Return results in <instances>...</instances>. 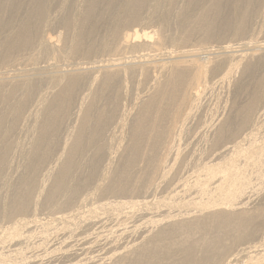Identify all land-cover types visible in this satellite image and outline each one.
Segmentation results:
<instances>
[{
    "label": "bare ground",
    "instance_id": "6f19581e",
    "mask_svg": "<svg viewBox=\"0 0 264 264\" xmlns=\"http://www.w3.org/2000/svg\"><path fill=\"white\" fill-rule=\"evenodd\" d=\"M115 1L0 0V36L1 40H7L0 62L12 61L4 53L16 48L26 50L33 44L29 48L35 51L28 57L32 65L21 69L26 76H8L0 69V178L27 168L29 176L51 175L55 169L72 173L79 160L91 159L94 170L103 173L119 169L144 172L142 184L146 186L135 201L88 200L86 195L83 199L76 198L78 205L73 207L74 196L57 204L61 209L42 216L36 213V207L45 206L40 201L44 185L32 184V191L21 203L27 215L0 231V264H12L4 257L10 255L20 256L25 264H116L136 250L152 228L177 216L187 220V216L193 215L185 211L166 213L163 218L154 215L149 210L148 198L158 187H148V181H156L157 186L161 180L172 187L156 204L168 205L166 199L177 197L198 213L212 208L236 213L254 197L246 193L250 182L244 166H259L264 161V38L238 48L224 44L218 51L216 47L214 50L196 47L173 54L162 46V39L151 38L153 30L144 29L119 33L116 39L110 34L109 39L92 45L91 30L83 26L84 22L94 20L101 2L107 6ZM135 1L140 7L147 6L145 18L149 23L158 24L170 14L167 5L173 0H124L121 4L123 8H131ZM259 1L264 3V0L255 3ZM50 5L59 7L63 13L62 25L74 26L71 37L67 35L69 32H59L55 37L38 32L41 35L31 40L30 24L22 28L27 10L41 19L48 15L45 10ZM240 25H234L233 32L242 30ZM263 27L262 24L260 30ZM85 33L89 41L85 42L84 52L112 48L114 57L71 62L65 67L49 61L55 59L50 55L64 49L82 53L78 46L85 44ZM138 48L140 52L146 51L139 54ZM121 51L131 54L126 56ZM15 58L12 64L16 68L21 64ZM38 59L42 61L35 62ZM23 63L26 66V61ZM43 84L49 88L43 94L40 92L28 108L32 89ZM68 122L72 124L70 131L65 129ZM18 134L24 136L25 142L10 141L11 136ZM53 142L58 145L55 148L58 155L50 165L45 158L54 153L50 152ZM11 152L22 157L20 165L9 159ZM188 165L200 166L202 170L195 172L191 185L186 183L193 174ZM173 166L183 176L165 179ZM201 195L207 199L203 200ZM260 241H256L258 245L225 250L216 264H264V234Z\"/></svg>",
    "mask_w": 264,
    "mask_h": 264
},
{
    "label": "rangeland",
    "instance_id": "374dc122",
    "mask_svg": "<svg viewBox=\"0 0 264 264\" xmlns=\"http://www.w3.org/2000/svg\"><path fill=\"white\" fill-rule=\"evenodd\" d=\"M250 1L249 0H244V1L243 0H189V1L173 0L172 4L167 5L168 7L167 9H170L171 11V12L169 11L170 14L164 17L163 23L161 22L158 24L153 22L149 23L148 19L145 18L146 15L145 13L147 12L146 9L147 6L143 5V7L142 6L140 7L139 4H136V1L133 2L135 4L132 5L131 8L122 7L121 3H123L124 0H116L115 2H113V5H111L112 3L110 4L111 6L110 5L106 6V3L101 2L102 4L99 8V13L95 14L93 18L94 20L88 21L89 23L84 22L85 24L83 23L84 25L83 24L82 25L86 26L87 29L91 30V32H89V39L93 40L92 45L98 44L101 40L109 39L111 37L110 34H112V36L114 34V39H116L119 33L120 34L126 32L133 33L135 30L141 31L144 29H149L154 31L153 35H151L152 36L151 38H153V40L162 39L163 40L162 46L166 48V50L173 52V54L182 53V51L196 47H199L200 49L206 47L208 49H213V50L216 47L217 49L215 48V50L218 51L220 50L219 49L220 47L224 46V44L227 46L233 45L235 48H238L237 47L238 45L240 46L244 43L247 44L248 42H252L255 39L258 38L261 39V37L264 38V27L260 30L262 24L264 25V12H263L264 8L262 9L264 3H262V1H259L258 3H255V0H250ZM184 4H186V6ZM101 7H103L104 10ZM238 8L239 10H237ZM47 9L48 10H45V12L48 15L45 14L47 16H44L41 19L35 17L34 13H32L33 11H30V9L27 10L26 12L27 15L26 17H24V21L26 22L23 23L22 28L25 29V25L29 26L30 24L31 40L35 41L42 33L45 35H50L55 37L56 34H58L59 32H61V34L64 33L66 34L69 32L70 34L68 33L67 35L71 37V32L72 29H74V26L70 25L68 27H65L64 25H62L60 19H62L64 16H62L63 14L62 12H59V7L56 6L53 7V5H50ZM251 9H253L254 12L251 11L249 12V10ZM173 10L176 11L177 13L176 15H175V11ZM244 12H246V15L247 14L248 15L246 16ZM12 16H13L12 19L14 20L15 15ZM183 17H185V19H183ZM45 18L47 21L45 20ZM142 18L145 20H143ZM245 18L247 19V21ZM260 21L262 24L260 23ZM234 25L237 26L240 25L241 26L240 28H242V30L233 32L232 29ZM252 26L254 29L252 28ZM15 28L22 30V28H19L18 26H15ZM38 32L41 34L39 35ZM1 34H4V32H1ZM85 37H86V33L83 35L84 43L86 41H89ZM170 38H172V40ZM1 39L2 37L0 36V48H1L0 54L1 52L4 51L5 44L7 42V40H1ZM28 40H30V37ZM32 45L27 46L26 50H20V49L17 50L16 48L10 53L7 52L8 55L7 53H4V56L6 55L8 60L11 59L13 61V58L16 57L17 58V59L15 58L16 61L19 60V63L21 65H16L15 68L13 65L14 63L12 64V61L6 62L5 64L0 62V69L7 72L8 76H13V75H16L18 77L21 75L26 76L27 75L26 72L21 71V69H28V67L32 65L31 63L33 61L31 62L30 60L31 58L30 59L28 58L35 52L33 51L32 47H31L32 51L29 48ZM86 46H87L86 43L83 45H79L78 49L82 48L83 52L80 49L79 51H81L82 53L77 51L76 54L75 52L69 49L68 52L67 49H64L60 53H56L53 56L50 55L55 59L50 58L49 61H51V63L53 64L54 63L58 64L60 67H65L71 62L73 63L93 62L101 58H107L112 56L114 57L115 55V52L112 48L108 51L106 49L104 51L100 50V52L98 51L94 53L93 52L86 53L84 52ZM7 49L8 47H6V50ZM144 51L140 52V48H138L139 54ZM123 53L126 56H129L131 54L128 53V51H121V54ZM40 59L35 60V62L42 61ZM53 60H55L56 62H54ZM24 61H26L25 63L26 66H22V64H24L23 63ZM127 83L128 85H130L129 82ZM37 88H40V90ZM48 88H49L48 84H43L41 87L38 86L34 90L32 89L31 93L33 94H31V97L33 100L31 99V101L28 103L29 104L28 108L31 105V103L35 101V98L40 94V92H42L41 94H43V92ZM70 111L73 112V109L72 110L70 109ZM71 128H72V124L68 122L65 129H69L70 131ZM23 137H24L23 135L20 136L19 134L15 136L13 135L10 137V141L15 142L17 140V142L19 143L25 142L23 141L24 140ZM55 143L56 142L52 143L53 148L51 147L50 150V152L52 151L54 153L51 156L48 155V157L45 158L47 160V163L50 165L52 164L50 162H52V160L56 157V155H58V150L55 152V148H57L58 145H56ZM11 153L14 154V152ZM13 154H10L9 155L10 158L9 157L8 158L11 159L13 162L15 161L16 162V163L14 162L15 165L16 164L20 165V163L23 160L22 157L19 156L17 153H15L14 155ZM62 156H65V154H63ZM90 160L91 159H89V161L79 160L80 163L78 164V167L72 173L64 174L61 173L59 170L56 171L55 169L53 171V174L51 175L47 174L46 176L45 175L29 176V174H26L28 173V169H29L27 168L23 172L20 170L18 171V173L22 174L21 176L18 175V173H16V175H12L11 177H4L5 179L3 177H2L3 179L0 178V181L1 182L3 181L2 183L0 182V231L2 232L3 229L6 228V226L8 227L18 222L19 218L25 217L27 215V211L26 209H23L21 203L25 202V199L27 198V196L32 191V188L34 187L32 186V184H36V183L37 185H39V187L42 182L44 185V190L42 189L43 192L40 196V201L44 203L45 206H41L38 204L36 207V213L39 215L41 214L42 216H46L47 214H50L54 211L61 209L60 205L57 204H61V202L65 201L66 199H70L71 197L74 196L75 199L71 200V202L74 203L72 205L73 207H76L78 205L77 199H81V198L83 199L85 198L86 195H87L86 198H88V200L91 199L105 200V199L122 198L125 200L131 199L135 201L136 199L140 198V196L143 193L144 187H146L143 186L142 184L143 178L145 176L144 172L133 173L130 169H119V170H104L105 172L103 173L102 171L94 170ZM263 162L259 166H255L253 164L244 166V170H245L244 173L250 182V184L246 189V193L248 192L249 195L254 197L251 199V202L247 204V206L245 205L243 210H238L236 211V213L235 211H229V210L218 211L216 210V208H212L209 209L208 211H202V213H198L195 207L193 208L192 206L185 204L182 200H180V198L177 197H175L174 200L166 199L168 205L165 203L156 204V200L157 202L162 200V198H164V196H166L169 193L172 187L171 185H167L166 183H163V181L161 180L160 181L158 180L157 184L159 185L157 186L155 185L156 181H150V182L148 181L147 182L148 187L149 186L151 188L154 186L158 187L154 194L155 196L151 194L149 195L150 198H148V200L151 201V204H149V210L154 215H159L158 217L160 218H163L166 215V213L183 214L187 212L193 215L187 216V220H182L183 217L177 216L174 219H171L172 221H169L170 223L168 222L152 228L150 234L146 238H144L140 243L141 245L137 247L136 250H134L133 252H130L125 256H123L122 259L118 261L116 264H190V263L199 264L200 262H201L200 264H210V263L216 264L217 263L216 261L220 258L221 254L225 253V250L235 247L239 248L242 246L247 247L248 244L250 246H253L254 243L258 245L257 242L258 243L261 242L260 238L264 234V170H263L264 163ZM187 169H191V171L193 170V174H191L192 176L189 175L186 179V183L191 185L190 183H192L193 175L195 174V172L196 173L200 172L201 168L200 166H196V165L194 166L188 165ZM150 172L151 170L150 168H148L147 170L148 176ZM181 172L180 170L177 169V166H173L172 169L169 172H167L168 175L165 177V179L167 178L169 179L173 175L179 178L183 176V174L181 175L179 174ZM125 176L127 177L125 178ZM7 178H9V180ZM94 184L97 186L94 187L95 186ZM168 187L169 190L166 191ZM89 191L91 193H89ZM87 193L91 195L92 198H90ZM2 195H4L5 199L3 198ZM201 197L205 198L203 200L207 199L205 195H201ZM160 208L161 209L163 208V210H161ZM152 209L154 212L152 211ZM165 209L169 211L167 212ZM28 216H30V213ZM4 244H6V242H4ZM0 245H2V243H0ZM262 249L264 250V247H262ZM262 253L264 252L262 251ZM4 257L7 259L6 261L8 263L25 264V260H23L20 256L18 257V256L10 255Z\"/></svg>",
    "mask_w": 264,
    "mask_h": 264
}]
</instances>
